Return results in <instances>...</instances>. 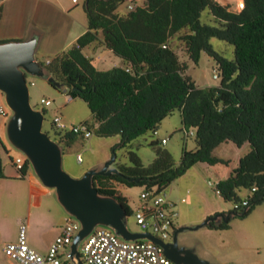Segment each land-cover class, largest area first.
Returning <instances> with one entry per match:
<instances>
[{
  "label": "trees",
  "instance_id": "16d2710c",
  "mask_svg": "<svg viewBox=\"0 0 264 264\" xmlns=\"http://www.w3.org/2000/svg\"><path fill=\"white\" fill-rule=\"evenodd\" d=\"M123 1H84L87 30L74 45L44 64L47 73L62 84L59 90L86 102L95 120L88 123L90 129L100 136H119L114 149L157 130L174 110L180 112L182 130L196 146H184L178 163L168 150L157 148L147 165L128 150L130 164L117 166L121 175H95L94 186L101 194L115 197L130 216L132 207L112 180L158 191L197 162L226 163L213 155L222 142L231 141L238 147L248 143L249 150L216 188L224 200L247 199L249 214L255 204L264 202V0H243L239 11L218 0H145L144 5L120 15L115 10ZM205 9L217 25L201 22ZM176 34L194 64L202 52L215 60L220 72L217 84L200 86L186 73L187 63L180 61L170 43ZM213 37L233 45V59L213 48ZM96 39L121 57L123 64L96 68L82 52ZM56 130L65 144L77 135ZM28 167L26 159L21 172ZM241 189L249 191L242 199ZM217 227L225 228L227 223Z\"/></svg>",
  "mask_w": 264,
  "mask_h": 264
},
{
  "label": "crops",
  "instance_id": "0c3cea01",
  "mask_svg": "<svg viewBox=\"0 0 264 264\" xmlns=\"http://www.w3.org/2000/svg\"><path fill=\"white\" fill-rule=\"evenodd\" d=\"M78 1L74 3L72 0H0V41L26 40L35 36L38 40L35 57L38 61H40L39 57H43V61L40 62L43 65L46 64L52 57L63 53L74 45L77 38L87 30V17L83 7L85 0L82 2V10L78 6ZM218 1L229 5L230 10L238 11L235 10V4L232 0ZM124 3H126V6H123ZM144 3L145 0H124L117 6L115 11L120 15H125L131 10L128 8L129 4L136 7L144 5ZM82 52L92 59L93 64L98 69H109L123 64L122 58L114 54L112 50L107 49L100 39L84 46ZM187 58V61H191L188 55ZM215 84L217 83L207 85ZM155 131L157 132V130ZM2 136L5 137V125ZM0 140L3 142L1 138ZM157 142L155 145L158 144ZM193 142L196 146L194 139ZM165 143H167V139ZM246 144L248 143L237 147L236 162L234 164L228 163L229 168L216 179L217 181L227 177L232 169L238 165L239 158L242 155L241 150H245ZM10 161L13 167L2 166L1 164L0 241H2V246L0 247V253L4 254L5 261L0 262V264H18L3 252L2 247L5 243L16 239L17 234L15 231L21 222H25L27 225L29 244L39 252L45 253L69 217L57 200L54 189L44 186L31 167H28L23 174L21 170L14 166L13 158L10 157ZM103 164V160H100L98 163L93 164L92 168H100ZM112 185L121 195L127 198L132 208L138 205V195L136 198H131L125 189L128 188L127 185L114 180H112ZM188 192L189 189H186L185 193ZM168 195L176 202L177 207L179 202H186V204H182L181 210L177 208L179 216L175 223V229L194 222L201 223L204 219L216 213L234 211V209L226 210L227 208L221 205L193 207L190 201L187 202L185 194L178 193L176 190L174 193L169 192ZM245 218L243 216H231L227 222H221L227 223L225 228L217 227L218 225H215L214 222L203 226L207 228L204 238L192 237L196 253L215 264H244L247 242L249 240L248 243H253L252 240H254V237L251 236L254 232L251 231L250 237L246 235L247 229L252 230V225L248 226L245 223L246 221H243ZM9 226L14 230L11 235H8ZM182 240L187 243V236H182ZM60 254L64 260L68 258L67 249L62 250Z\"/></svg>",
  "mask_w": 264,
  "mask_h": 264
},
{
  "label": "rangeland",
  "instance_id": "374dc122",
  "mask_svg": "<svg viewBox=\"0 0 264 264\" xmlns=\"http://www.w3.org/2000/svg\"><path fill=\"white\" fill-rule=\"evenodd\" d=\"M239 1L240 0H232L233 4H235V10L237 9L236 7ZM82 2L83 0L78 1V6L81 10L83 9ZM124 5L126 6V3H124L123 6ZM201 22L210 25L218 24L216 19L208 13L207 9L202 12ZM178 35L179 34L174 35L171 45L176 51L180 61L186 62L188 60L187 52L183 42L178 38ZM210 43L213 48L224 57L228 59L234 58L233 45L230 43L215 37L210 39ZM39 58L40 61H43V57ZM187 62V73L194 79V81H196L198 85L206 86L207 84L219 82V79H214L212 77V70L217 68L216 62L207 53L202 52L200 60L197 64H194L192 61ZM28 81H33L32 84L29 82L31 104L34 108L43 110V131L46 132L50 138L55 140L62 148V168L68 174L73 177H79L87 169L92 168L93 164L98 163L100 160H103L104 163L111 157L114 146H116L119 142L118 135L100 136L97 135L93 129H91V135L89 137L84 138L77 134L72 143L67 145L63 143L64 141H62V138L60 137L61 132L57 131L52 123L54 115L58 114L67 126H72L81 122L94 124L95 120L93 115L84 100L79 97L66 100V94L63 91L54 87L41 77H32L27 75V83ZM0 94L2 96V101L6 104L3 93L0 92ZM41 97L49 98L51 100V105H42L39 102ZM10 114L11 110L9 112V115ZM9 115L6 117L0 116V138L3 140V142L0 140V160L2 166L8 165L13 167L10 157L15 158L23 154L7 142V138L5 140L6 136H2L3 128ZM182 129L180 113L178 110H174L162 120L161 125L155 134L152 131H147L132 141L129 146H117L114 149L116 152V160L113 165L117 167L120 163L126 165L130 164L128 160V150L135 151L143 164L147 165L152 162L153 158H155L157 148H164L168 150L172 159L175 162H178L184 146H187V148H193L195 146L192 137L186 136ZM161 137H165L167 139V143H161ZM151 140L156 142L158 141V144L155 146L150 145ZM237 147L238 146L232 142H223L219 144L214 148L213 155L225 160L229 159V161L226 163L216 162L214 164H209L207 162H199L194 164L183 174L175 178L174 181L166 187L167 193H174L175 190L178 193H184L187 198V202L190 201L191 204H193V207L221 205L227 208L226 210L234 209L235 203H239V201L224 200L218 193H216L215 187L208 184V181H217L216 179L222 176L221 174L229 168L230 165L227 164H234L236 162ZM248 150L249 146L246 144L245 150H241V154L243 155ZM77 153L81 155V161H77ZM29 166L31 167L30 163ZM141 188L142 186L135 185L128 186V188L125 189L131 198H136ZM186 189H189L188 193H185ZM248 193V190L241 189L239 191L240 198H245ZM183 203L186 204V202ZM183 203H178L177 208L179 210L182 209ZM69 217L72 216L69 215ZM244 217L246 218L243 221H246L245 223L248 226L252 225V230L247 229L246 235L250 237L251 231L254 232V234H251V236L254 237V240H252L253 243H248L249 240L247 242L245 249L246 259L244 264H264V202L255 204L251 212ZM197 223L198 222H194L187 225H194ZM127 226L131 231L140 232V227L132 215L127 218ZM17 230L15 231L16 234ZM205 231H207L206 227L184 231L178 236L179 244L195 249V245L192 243V241H194L192 237L195 236L202 239L204 238ZM13 232L14 230L11 226H9L8 235L13 234ZM182 236H187V243L182 240ZM1 242L2 241H0V247L2 246ZM3 261H5V256L0 253V262L3 263Z\"/></svg>",
  "mask_w": 264,
  "mask_h": 264
},
{
  "label": "water",
  "instance_id": "95a60500",
  "mask_svg": "<svg viewBox=\"0 0 264 264\" xmlns=\"http://www.w3.org/2000/svg\"><path fill=\"white\" fill-rule=\"evenodd\" d=\"M87 3V0H85ZM37 38L0 41V92L11 110L5 136L29 161L40 182L53 188L57 200L65 211L76 219L80 228L74 235L68 254L72 264H85L79 253L81 242L96 226L111 228L125 240L149 239L160 244L164 253L177 264H215L200 257L195 249L179 244L178 236L187 230H196L214 222H227L231 216H244L249 210L216 213L196 225H182L173 232L172 240L164 242L149 232L131 231L127 226L128 214L113 196L98 192L94 186L95 175H121L114 166L116 152L100 168H90L81 176L73 177L62 168V148L43 131L44 113L32 106L27 75L41 77L60 88L62 84L49 76L43 63L35 57ZM138 181V178H129Z\"/></svg>",
  "mask_w": 264,
  "mask_h": 264
},
{
  "label": "built area",
  "instance_id": "2783aa9c",
  "mask_svg": "<svg viewBox=\"0 0 264 264\" xmlns=\"http://www.w3.org/2000/svg\"><path fill=\"white\" fill-rule=\"evenodd\" d=\"M78 0H72L76 3ZM244 6L243 0L237 3V10ZM128 8L133 9L129 4ZM165 47V45H163ZM48 62V61H47ZM220 72L218 68L212 70V77L219 79ZM32 84L33 81H28ZM0 94V116H8L9 108L2 101ZM66 100L71 97L66 94ZM39 102L48 106L51 105L49 98L41 97ZM52 123L56 129L81 135L87 138L91 135V129L86 122H81L72 126H67L61 117L54 115ZM155 134L156 131H153ZM188 134L192 135L190 130ZM161 143L166 142V138L160 139ZM77 161H81V155H76ZM26 158L19 155L13 158V164L21 170ZM208 184L214 186L216 193L217 182L208 181ZM255 190V188H252ZM248 206V200L243 199L235 203L234 209H243ZM141 232H149L164 242L171 241V234L175 229V223L179 216L176 202L172 200L166 188L158 191L141 188L138 194V205L132 208V214ZM80 228L76 219L68 217L61 227L60 232L50 243L45 253L39 252L28 242V229L25 222L18 225L17 236L14 241L3 245V252L18 264H72L69 260L63 259L60 252L67 249L70 251L74 235ZM80 258L85 264H177L165 253L162 245L149 239L125 240L118 236L111 228L106 226H96L93 231L81 242L79 247Z\"/></svg>",
  "mask_w": 264,
  "mask_h": 264
},
{
  "label": "flooded vegetation",
  "instance_id": "af4514ba",
  "mask_svg": "<svg viewBox=\"0 0 264 264\" xmlns=\"http://www.w3.org/2000/svg\"><path fill=\"white\" fill-rule=\"evenodd\" d=\"M175 230V229H174ZM174 230H173V232H174ZM173 232H172V234H171V240H172V237H173Z\"/></svg>",
  "mask_w": 264,
  "mask_h": 264
}]
</instances>
